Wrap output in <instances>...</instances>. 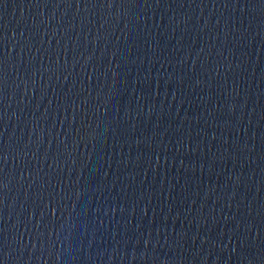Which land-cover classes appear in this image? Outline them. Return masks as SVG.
<instances>
[{"label": "water", "instance_id": "obj_1", "mask_svg": "<svg viewBox=\"0 0 264 264\" xmlns=\"http://www.w3.org/2000/svg\"><path fill=\"white\" fill-rule=\"evenodd\" d=\"M0 264H264V0H0Z\"/></svg>", "mask_w": 264, "mask_h": 264}]
</instances>
